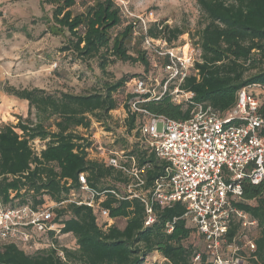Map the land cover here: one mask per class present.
Masks as SVG:
<instances>
[{"label": "trees", "instance_id": "16d2710c", "mask_svg": "<svg viewBox=\"0 0 264 264\" xmlns=\"http://www.w3.org/2000/svg\"><path fill=\"white\" fill-rule=\"evenodd\" d=\"M78 1L43 0V4L54 7L53 34L67 32L70 36L62 50L85 62L99 60L103 74L107 73L108 64L116 61L140 64L143 71L116 82L104 81L94 92L80 95L5 86L7 95L28 104L27 118L19 117L16 125L0 126V194L6 207L37 208L69 200L71 189L78 187L80 174H85L96 190L119 191L109 180L125 184L127 177L104 163L88 160L81 150L88 145L81 143L85 139L77 129L88 130L93 120L106 125L111 113L119 109L118 97L125 94L126 84L135 78L157 75L154 62L160 67L165 65L166 60L145 49V37L165 39L170 46L177 47L180 38L189 33L183 27L163 22L151 23L145 33L134 19L124 16L116 0H82L85 11L74 14ZM196 3L204 23L196 31L193 45L200 49L201 59L181 85L185 93L194 94L193 99L178 104L168 92L159 100L142 104L152 114L167 120L187 121L198 105L229 111L236 106L241 89L252 84L264 86V0ZM133 100L129 96V101ZM126 102L125 94L122 106L127 107ZM260 114L264 117V103ZM139 122L135 114L129 113L125 121L127 132L132 134ZM35 139L46 141L40 156L30 144ZM129 155L136 156L141 166L150 165L149 184L165 174L166 163L154 154L137 147ZM243 192L245 201L236 207L258 224L257 250L248 258V264H264V180L259 185L244 182ZM102 206L110 210L112 219H124L125 226H108L107 221L100 222L91 208L72 203L55 211V222L63 226L61 233L69 234L76 242L75 248L64 247L66 262L52 249L27 254L15 244H8L0 248V264H147L155 254L167 264H195L200 253L205 261L203 238L184 218L186 207L182 203L165 208L155 206V221L149 226L145 225V206L139 199L118 200L108 195ZM234 223L231 237L240 228L239 222ZM169 225L173 227L170 233Z\"/></svg>", "mask_w": 264, "mask_h": 264}, {"label": "built area", "instance_id": "2783aa9c", "mask_svg": "<svg viewBox=\"0 0 264 264\" xmlns=\"http://www.w3.org/2000/svg\"><path fill=\"white\" fill-rule=\"evenodd\" d=\"M127 19H134L145 33L152 22L147 17L133 16L120 7ZM144 47L155 56L166 60L160 67L153 63L156 74L135 78L126 84L127 107L122 106L123 122L129 113L140 122L133 138L140 150L154 154L167 165L165 174L152 184L148 183L150 165H139L129 149L118 145L102 124L100 132L81 134L85 146L81 148L88 160L104 163L123 173L128 181L124 193L118 190L99 191L91 187L85 174L79 175L78 187L71 189L64 202L33 208L31 206L6 207L0 194V248L15 244L27 254L54 250L64 262V247L69 234H62L55 222L57 209L72 203L91 208L98 219L105 218L108 226L114 224L110 210L103 207L108 195L118 200L139 199L145 206L146 222L155 221L154 207H171L182 203L186 207L184 218L203 238L205 261L200 253L195 264H248V258L257 250L255 243L256 221L236 207L243 202V183L259 185L264 180V117L260 107L264 103V86L252 84L238 93L236 106L225 112L215 111L209 105H198L187 121H173L152 114L143 103L161 99L170 92L175 103L191 101L192 93H185L181 85L190 76L201 51L190 43L172 47L165 39L145 37ZM173 86V89L171 88ZM129 96L135 100L129 101ZM114 112V111H113ZM124 132L128 134L126 126ZM81 129V128H80ZM84 131H88L84 129ZM138 132V134H137ZM34 152L40 156L46 148L44 141H31ZM71 182L67 184L69 187ZM240 223L238 232L231 237L232 226ZM169 225V233L172 232Z\"/></svg>", "mask_w": 264, "mask_h": 264}, {"label": "rangeland", "instance_id": "374dc122", "mask_svg": "<svg viewBox=\"0 0 264 264\" xmlns=\"http://www.w3.org/2000/svg\"><path fill=\"white\" fill-rule=\"evenodd\" d=\"M120 7H126L135 16H143L155 22H163L172 27H183L189 33L183 35L178 46L196 41V31L201 28L204 18L196 0H116ZM53 6L43 4V0H0V126L16 125L19 117L27 118L28 104L14 96L7 95L3 88L44 89L50 93L68 92L87 94L100 88L104 81L116 82L124 76L139 75L142 65H132L116 61L107 66L103 74L99 60L82 61L70 51L62 50L68 45L67 32L54 35L52 32ZM85 11L82 0L73 8L74 14ZM152 22V23H155ZM119 109L111 113V119L104 127L119 138L118 145L132 151L137 148L134 133L124 132L122 105L125 94H120ZM102 122L93 120L88 131L77 129L81 134L100 132L97 127ZM52 131L55 130L53 126ZM46 143V141H44ZM124 193L123 184L109 180ZM106 219H100L105 222ZM114 224L123 228L124 219H114ZM74 244L73 237L67 239ZM147 264H167L159 254L152 256Z\"/></svg>", "mask_w": 264, "mask_h": 264}]
</instances>
